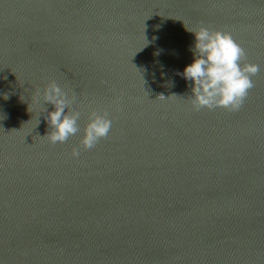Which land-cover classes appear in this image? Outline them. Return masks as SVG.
Listing matches in <instances>:
<instances>
[{
	"label": "water",
	"instance_id": "obj_1",
	"mask_svg": "<svg viewBox=\"0 0 264 264\" xmlns=\"http://www.w3.org/2000/svg\"><path fill=\"white\" fill-rule=\"evenodd\" d=\"M200 27L259 66L237 111L191 103ZM50 82L80 113L63 143ZM0 264H264V0H0Z\"/></svg>",
	"mask_w": 264,
	"mask_h": 264
},
{
	"label": "clouds",
	"instance_id": "obj_2",
	"mask_svg": "<svg viewBox=\"0 0 264 264\" xmlns=\"http://www.w3.org/2000/svg\"><path fill=\"white\" fill-rule=\"evenodd\" d=\"M186 31L193 36L190 48L193 59L180 75L190 82L193 107L239 110L248 90L253 87L251 77L259 71V66L247 63L241 66L244 51L227 32L211 31L206 27ZM155 55H159V51ZM3 99L7 100L8 96L4 95ZM42 102L52 105L54 109L45 116L49 128L46 136L50 143H63L80 131L77 126L80 113L70 111L74 97L70 99L55 82H50L43 90ZM111 125L112 121L106 118V114L91 113L82 131L80 147H94L98 140L106 137ZM79 154L77 149L71 152L73 158Z\"/></svg>",
	"mask_w": 264,
	"mask_h": 264
}]
</instances>
